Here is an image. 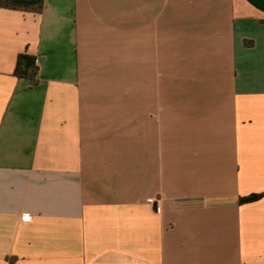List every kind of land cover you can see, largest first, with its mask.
Here are the masks:
<instances>
[{
	"label": "crops",
	"instance_id": "obj_1",
	"mask_svg": "<svg viewBox=\"0 0 264 264\" xmlns=\"http://www.w3.org/2000/svg\"><path fill=\"white\" fill-rule=\"evenodd\" d=\"M0 264H264V0L0 8Z\"/></svg>",
	"mask_w": 264,
	"mask_h": 264
},
{
	"label": "trees",
	"instance_id": "obj_2",
	"mask_svg": "<svg viewBox=\"0 0 264 264\" xmlns=\"http://www.w3.org/2000/svg\"><path fill=\"white\" fill-rule=\"evenodd\" d=\"M42 4L43 0H0V8L16 10L34 8L40 11L42 8ZM14 74L18 78L30 79L33 83H36V60L27 54H20L17 59V65ZM259 198V195H253L248 198L241 199V202H252Z\"/></svg>",
	"mask_w": 264,
	"mask_h": 264
},
{
	"label": "built area",
	"instance_id": "obj_3",
	"mask_svg": "<svg viewBox=\"0 0 264 264\" xmlns=\"http://www.w3.org/2000/svg\"><path fill=\"white\" fill-rule=\"evenodd\" d=\"M148 202L152 203V200L149 199ZM23 218L28 220V219H31V216L30 215H24Z\"/></svg>",
	"mask_w": 264,
	"mask_h": 264
}]
</instances>
